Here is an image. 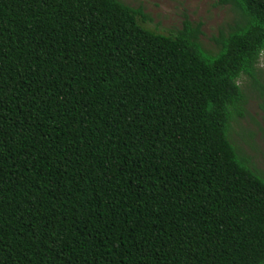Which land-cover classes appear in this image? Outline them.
I'll list each match as a JSON object with an SVG mask.
<instances>
[{
  "label": "trees",
  "instance_id": "obj_1",
  "mask_svg": "<svg viewBox=\"0 0 264 264\" xmlns=\"http://www.w3.org/2000/svg\"><path fill=\"white\" fill-rule=\"evenodd\" d=\"M206 51L121 0H0V264H264V176L229 137L264 113V0Z\"/></svg>",
  "mask_w": 264,
  "mask_h": 264
},
{
  "label": "rangeland",
  "instance_id": "obj_2",
  "mask_svg": "<svg viewBox=\"0 0 264 264\" xmlns=\"http://www.w3.org/2000/svg\"><path fill=\"white\" fill-rule=\"evenodd\" d=\"M132 6L141 7L144 16L139 22L146 28L162 33L174 34L188 19L193 24L201 23L199 41L211 53L216 51L214 37L226 30L232 22L234 11L230 5H219L217 0H121ZM258 68L263 70L264 54ZM246 93L245 114L231 121L229 137L237 149L250 157L252 166L264 176V113L259 108L256 91L246 76L238 79Z\"/></svg>",
  "mask_w": 264,
  "mask_h": 264
}]
</instances>
